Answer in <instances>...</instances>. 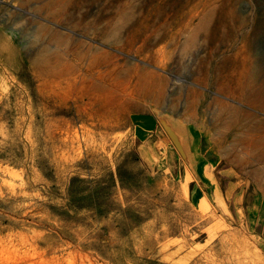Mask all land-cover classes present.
Segmentation results:
<instances>
[{
	"label": "rangeland",
	"instance_id": "rangeland-1",
	"mask_svg": "<svg viewBox=\"0 0 264 264\" xmlns=\"http://www.w3.org/2000/svg\"><path fill=\"white\" fill-rule=\"evenodd\" d=\"M0 264H264V0H0Z\"/></svg>",
	"mask_w": 264,
	"mask_h": 264
},
{
	"label": "crops",
	"instance_id": "crops-1",
	"mask_svg": "<svg viewBox=\"0 0 264 264\" xmlns=\"http://www.w3.org/2000/svg\"><path fill=\"white\" fill-rule=\"evenodd\" d=\"M156 128H157V119L155 116L148 115V114H142V115H138L135 117L134 135L136 139L141 143V146L143 148L144 147L146 148V146L150 145V142H152L151 136H153V133L155 134ZM165 134H168L169 138L172 140L168 132H165ZM157 137L158 138L157 139L154 138L152 142V145L155 147H156V144H159V141L161 139L160 136H157Z\"/></svg>",
	"mask_w": 264,
	"mask_h": 264
},
{
	"label": "water",
	"instance_id": "water-1",
	"mask_svg": "<svg viewBox=\"0 0 264 264\" xmlns=\"http://www.w3.org/2000/svg\"><path fill=\"white\" fill-rule=\"evenodd\" d=\"M173 134H174V133L170 130V131H169V135H170V137L172 138L173 142L176 143L175 139H173V138H175V137H174L175 135H173Z\"/></svg>",
	"mask_w": 264,
	"mask_h": 264
},
{
	"label": "bare ground",
	"instance_id": "bare-ground-1",
	"mask_svg": "<svg viewBox=\"0 0 264 264\" xmlns=\"http://www.w3.org/2000/svg\"><path fill=\"white\" fill-rule=\"evenodd\" d=\"M236 116H237V114H236ZM237 119H238V117H236ZM237 119H236V121H237ZM234 122V121H233ZM198 169V168H197ZM210 173V172H209ZM202 175H203V173H202ZM204 175H205V173H204ZM209 177V176H208ZM208 179V178H207ZM209 184V183H208ZM201 198V197H200ZM202 200V199H201Z\"/></svg>",
	"mask_w": 264,
	"mask_h": 264
}]
</instances>
